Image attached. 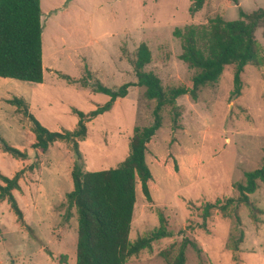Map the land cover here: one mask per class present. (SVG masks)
<instances>
[{
	"label": "rangeland",
	"instance_id": "rangeland-1",
	"mask_svg": "<svg viewBox=\"0 0 264 264\" xmlns=\"http://www.w3.org/2000/svg\"><path fill=\"white\" fill-rule=\"evenodd\" d=\"M192 1L40 0L43 83L15 81L20 85L16 90L5 87L0 94V120L11 125L0 124V136L28 154L20 160L0 148V174L12 178L23 170L20 189L12 193L30 229L17 221L6 200L0 201V264H75L77 239V215L66 200L76 159L70 145L56 142L46 152L33 149L31 121L22 108L6 101L22 99L28 113L50 132L73 131L79 122L75 111L88 114L109 99L95 91V81L112 89L132 83L109 111L85 122L87 136L79 141L84 171L116 167L128 155L133 128L154 120L156 102L144 97L132 69L138 46L149 48L145 71L154 73L165 91L186 86L194 70L179 59L180 40L173 30L206 24L215 16L235 20L238 7L245 13L264 8V0H238L237 5L206 0L191 15ZM255 38L262 65L244 68L239 96H231L230 65L216 84L201 88L197 100L184 95L175 107L162 108V127L146 150L152 175L149 199L137 183L129 240L147 236L161 220L170 236L153 241L126 264H167L185 238L201 249L188 245L185 264H264V187L258 182L249 205L237 200L234 187L244 183L245 172L264 164L263 26ZM81 79L88 85L82 86ZM227 199L234 202L226 214L212 209L204 223L205 204Z\"/></svg>",
	"mask_w": 264,
	"mask_h": 264
},
{
	"label": "trees",
	"instance_id": "trees-1",
	"mask_svg": "<svg viewBox=\"0 0 264 264\" xmlns=\"http://www.w3.org/2000/svg\"><path fill=\"white\" fill-rule=\"evenodd\" d=\"M205 1L193 0L188 8L189 13L194 15L200 11ZM226 1L238 4V0ZM41 14L40 0H0V78L32 84L43 83ZM238 16L229 21L215 16L206 24H189L173 30L172 35L180 40L179 59L194 70L186 86L172 87L165 91L161 80L154 73L145 71V66L151 61L149 48L145 43L138 46L132 69L137 79L136 86L144 88L146 99L156 102L154 120L150 126L133 128L128 155L114 168L84 171L79 141L87 136L85 122L109 111L117 99L127 95L132 83H124L112 89L95 81V91L109 99L88 114L75 111L79 122L73 131L50 132L28 113L22 99L6 101L22 108L23 115L31 121L33 149L46 152L54 143L65 142L75 155L71 170L72 190L66 194L68 206L73 207L77 215L75 264H126L130 257L150 249L153 241L170 236L164 227V220H161L160 227L147 236L137 238L134 242L129 240L137 183L140 184L142 194L149 199L147 183L152 175L146 161L147 144L162 127L161 111L164 106L175 107L176 99L184 95L197 100L201 88L216 84L224 68L230 65L234 66L231 96L237 97L241 94V74L244 68L248 65H262L255 32L264 27V8L245 13L238 7ZM61 76L72 82L69 76ZM78 82L82 86L88 85L86 79ZM0 148L16 159L25 160L28 157L27 152L12 147L1 136ZM32 166H29L30 170ZM22 174L23 170L12 178L0 174V201L6 200L17 221L25 226L22 211L12 193L20 189L18 180ZM244 178V183H235L234 187L239 192L237 200L249 205V195L256 191L258 182L264 187V164L259 169L245 172ZM233 202V199H227L224 203H206L202 209L203 222L209 218L212 209L226 214ZM25 228L30 230L29 227ZM188 245L201 252L194 242L182 239L176 255L167 264H185V249Z\"/></svg>",
	"mask_w": 264,
	"mask_h": 264
},
{
	"label": "crops",
	"instance_id": "crops-1",
	"mask_svg": "<svg viewBox=\"0 0 264 264\" xmlns=\"http://www.w3.org/2000/svg\"><path fill=\"white\" fill-rule=\"evenodd\" d=\"M15 81L16 80L9 79V78H0V94L2 91H4L3 89L5 87H14V89H11L10 91L16 90V88L20 85H17V83ZM29 84H32V83H29ZM0 108H1V106H0ZM9 123L10 122H4L2 119L0 120V124H2V126L10 127L11 125Z\"/></svg>",
	"mask_w": 264,
	"mask_h": 264
}]
</instances>
